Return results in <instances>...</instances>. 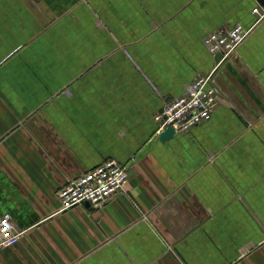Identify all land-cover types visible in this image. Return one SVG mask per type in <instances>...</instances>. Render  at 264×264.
<instances>
[{"label":"crops","instance_id":"crops-1","mask_svg":"<svg viewBox=\"0 0 264 264\" xmlns=\"http://www.w3.org/2000/svg\"><path fill=\"white\" fill-rule=\"evenodd\" d=\"M260 0H0V264H264ZM214 72L208 120L161 140L154 115ZM107 158L122 190L59 211L56 191Z\"/></svg>","mask_w":264,"mask_h":264},{"label":"built area","instance_id":"built-area-1","mask_svg":"<svg viewBox=\"0 0 264 264\" xmlns=\"http://www.w3.org/2000/svg\"><path fill=\"white\" fill-rule=\"evenodd\" d=\"M252 12L262 17L264 0L255 5ZM250 29L241 23H235L226 28L208 31L203 36V44L207 50L214 55L220 54L217 64L208 73L192 79L181 95L164 103L162 109L154 115L158 130L171 126L174 132L187 131L210 118L218 94L214 72L221 60L235 52ZM127 177L124 165L116 159L107 158L57 189L59 211L85 202L99 205L122 190ZM21 233V230L14 228L7 213L0 216V247L13 245Z\"/></svg>","mask_w":264,"mask_h":264},{"label":"water","instance_id":"water-1","mask_svg":"<svg viewBox=\"0 0 264 264\" xmlns=\"http://www.w3.org/2000/svg\"><path fill=\"white\" fill-rule=\"evenodd\" d=\"M263 0H260V2H262ZM216 57H220V54H216ZM174 133V130L171 126L166 127L165 129H163L160 134H159V138L161 140L167 139L169 138L172 134ZM85 204L89 205L88 202H85Z\"/></svg>","mask_w":264,"mask_h":264}]
</instances>
